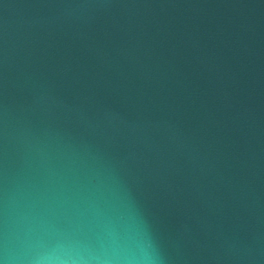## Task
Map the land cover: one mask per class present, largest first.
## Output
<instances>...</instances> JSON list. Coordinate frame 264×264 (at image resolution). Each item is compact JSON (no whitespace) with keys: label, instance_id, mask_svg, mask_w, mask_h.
I'll list each match as a JSON object with an SVG mask.
<instances>
[{"label":"water","instance_id":"water-1","mask_svg":"<svg viewBox=\"0 0 264 264\" xmlns=\"http://www.w3.org/2000/svg\"><path fill=\"white\" fill-rule=\"evenodd\" d=\"M0 264H264V0H0Z\"/></svg>","mask_w":264,"mask_h":264}]
</instances>
